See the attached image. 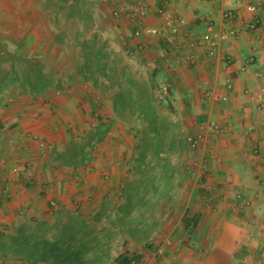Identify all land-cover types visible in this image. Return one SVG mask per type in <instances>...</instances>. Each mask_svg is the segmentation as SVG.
I'll list each match as a JSON object with an SVG mask.
<instances>
[{"label": "crops", "instance_id": "crops-1", "mask_svg": "<svg viewBox=\"0 0 264 264\" xmlns=\"http://www.w3.org/2000/svg\"><path fill=\"white\" fill-rule=\"evenodd\" d=\"M258 1L172 0L174 10L187 20L189 37L205 32L208 22L215 30H225L232 24L240 29L237 37L220 42L213 57H207L204 49L191 46L197 55L196 63L178 65L172 70L167 68L166 61L167 55H173L174 47L166 40H153L146 51L126 55L129 26L118 22L109 12L112 21L107 24L108 29L102 23L99 33L110 30L114 38L103 49L109 53L110 65L114 63L109 95L117 114L108 112L102 140L88 149L90 159L63 163L59 156L66 154L70 143L85 141L83 136L95 131L85 123L88 116L96 114L94 110L99 105L92 100L96 92L93 88L63 91L60 96L76 102L71 100V106L63 104L62 113L54 103L42 106L36 101L21 108L13 104L11 112H0L3 129L7 130L3 135L17 136L11 139V148L5 147L3 140L0 142V237L24 223L35 225L45 220L52 224L54 215L75 213L77 208L96 213L107 200L109 209L115 210L122 203V190L131 182L127 167L118 163L122 156L127 158L125 163L130 161L127 146L133 140L129 131L137 126L135 118L144 106L137 101L141 97L148 99L157 115L174 121L176 129L185 135L198 133L203 124L213 126L205 127L199 148L190 155L195 176L188 186L186 207L178 209L173 204L165 208L160 203L157 211L162 214H153V225L165 227L163 234H131L132 238L122 242V249L112 250L105 264H112L120 252L137 255L135 264H263L264 226H260L264 222V93L259 88L264 84V28L249 31L243 26L253 17L245 6ZM227 9H233L234 23L223 20ZM257 15L264 17V7L257 10ZM146 23L157 25L159 19L150 15ZM184 42L189 44V39ZM68 61L72 64L73 59ZM77 63L83 64L80 60ZM257 71L263 73L262 80L256 77ZM96 77L105 82L103 77ZM165 82L171 84L170 95L167 101L159 102L155 100L154 88ZM84 83L79 85L85 87ZM118 85L127 90L121 91ZM218 92L226 94L225 101L214 97ZM118 97L126 100L123 106L116 101ZM64 114L78 116L80 121L69 125L68 118L63 120ZM115 115L124 119L118 120ZM26 133L52 142L49 157L39 156L35 142L24 137ZM138 143L141 145L143 140ZM86 163L93 167L82 170L83 177L77 170ZM104 170L110 172L108 180L100 176ZM160 191L157 186L147 197L152 199ZM236 191L252 201L251 209L260 225L257 235L252 232L250 236L248 223L233 206ZM51 200L56 201L55 208L50 206ZM149 209L153 208L142 204L135 210L149 213ZM146 213H142V220L138 219L141 225L150 223L149 218L145 220ZM192 221L197 233H189L186 228ZM152 238L155 244L150 248L147 245ZM157 249L159 252L154 255ZM0 264L27 263L20 256L1 251Z\"/></svg>", "mask_w": 264, "mask_h": 264}, {"label": "rangeland", "instance_id": "rangeland-1", "mask_svg": "<svg viewBox=\"0 0 264 264\" xmlns=\"http://www.w3.org/2000/svg\"><path fill=\"white\" fill-rule=\"evenodd\" d=\"M71 1L72 0H0V78L2 79L4 76H6L7 71L10 72L13 62L16 64V67H19L16 69H24L28 66L26 64L27 60H36L42 62L45 65L46 70L55 71V79L60 77L61 73H63V79H66L63 90L49 88L48 90H46L45 95L42 97H35L28 92L22 91L20 88L14 87V85H9L8 87H5L3 89V92L0 94V112H11L12 109H10V107L13 104L16 107L18 106L19 108H21L28 107L33 104V101H36L42 106H49L51 103H54L57 108H60V112L62 113L61 109L63 107V104L64 106H71V100L76 102V99L66 100V98L60 96L62 95L63 91L68 93V90L70 89H79L80 91L90 89L91 87L94 91H96L94 93L95 97L92 98V100L99 105H97V108L94 110L96 114L93 113L91 116H88V119L85 121V123L91 129H96L98 127L96 125L100 124V126L102 125L101 128L105 133L106 128L104 129L105 126L103 125V123L104 121H107L109 119V116L107 115L108 112L111 111L112 113L114 112V114H117V110H115V108H113V106L110 104V86H96L92 81V78H90L89 76L88 78H83L79 74V66L83 65L84 63L79 56L80 48L77 47V45L80 40H77V37L75 36V30H79L81 32L84 30L85 38L87 40H90L95 33L99 32V30L102 29V23L104 25L103 27L108 29L107 24L112 21L109 13V8L107 6L109 5V1H85L84 8L89 7L90 12L92 13V22L89 21V24L86 25H83V21H78L76 15H74L73 17L69 15L68 6ZM102 9L103 12L101 14L100 12L102 11ZM108 31L109 32L106 31L104 34L99 33L100 38L108 42L109 40L114 42V38L111 36L110 30ZM59 35H61L60 39L62 40L60 42L57 40V37ZM71 58L73 59L72 64H70L68 61ZM78 60H80L83 64H78ZM66 62H68V65H65ZM57 73L59 75H57ZM69 76H72L73 78L71 77L70 79ZM80 79H83V82ZM82 83H84L85 87L79 85ZM155 100L153 101L155 102V104H157V101ZM25 116L27 117L28 115ZM63 116V120L66 121L67 118L69 119V125L72 124L74 120L77 121L80 118L75 115L73 116L72 114H64ZM115 117H117L118 120L119 117L123 118V116L119 115H115ZM135 119L138 120L137 126H133L131 128L132 131H129V135L132 134L130 139L131 141L133 140V142H130V144H128L127 146L129 149L128 153H130L128 157L130 161L128 160V162L125 163V160H127V158L125 156H122V160L118 163L120 167H127L126 170H128V173L131 177L130 181H136L140 178V174L135 169V166L137 165V160H135V158L139 155L141 150L138 141L144 138L147 129V121L143 120V118H141L140 116H136ZM135 119H133V121ZM169 121L171 122L170 124H173L172 126H174V132L176 134H179V139L183 141V145H181V147L174 152L162 154V157L164 156V158L162 159L167 158L171 164L170 166L174 170L173 177L166 182H164V180H161L159 174L162 169L161 166L158 169L156 164H154L155 168L153 170H149L153 172L152 174L149 173L150 181L154 183V187L159 186V189L161 190L158 196H153L152 199L149 198L151 201L148 207L153 209H149V213L144 212L147 214L145 220H147L148 218L150 219V223H146L151 226H148L147 224V226L141 225V220L143 219L142 211L135 210L131 217L133 221H128L125 223L124 232L118 236L119 239H117L120 241H118V244L113 250L122 249L124 245L123 243L127 242L130 239L129 237L131 236L127 233L128 229L135 228L137 231L135 234H133L135 236H144L148 234L146 232H151L149 233L150 235L148 234L149 237H157L158 235H162L163 229H165V227L162 228L161 226H158L156 224L153 225L155 219L154 215L162 214L161 211H157V206L160 203H164L165 208H170V206L174 204V206H179L178 209H180V207L183 209L189 202L190 195L188 194V186L189 183L193 181L192 178H194L195 176L192 174L194 164L191 163L189 159L191 158L190 155L193 154V151L197 150L189 149L188 143H186L187 137L190 135V133H186L185 135V132L178 131L176 129L177 124L175 123L176 125H174V121H172L171 119ZM2 123L3 121L0 119V142L3 140V142L6 143L5 147L11 148V139L17 136L13 137L11 135H3V133H7V130L3 129L4 127L2 126ZM69 127L71 128V126ZM10 133L12 132L10 131ZM86 136H83L84 140H86ZM24 137L35 142L36 149L41 158L49 157L53 147L51 141L42 139L37 136V134L26 133ZM20 141L22 142V140ZM99 141H96L93 147L96 146ZM82 142L83 141H79L78 143ZM93 147L91 149H93ZM0 150H2V147L0 148ZM88 159H90V157ZM81 165L82 167H80V170L77 171L80 172V176L83 175L84 177V172L81 173V171L88 169V167L92 168L93 166L89 163ZM201 167H203V164H201ZM109 175V170H104L100 176L104 180H108L107 178L109 177ZM193 184L195 186V183ZM151 190L155 191L152 189V187ZM238 194H240L242 198L249 200L250 205L247 209L240 208L239 199L237 198ZM233 200V206L235 207L236 211H238V213L245 218L244 221H246L249 225L248 230L250 236H252V232L256 233L257 235V229L260 225L256 220L258 216H255V213L253 214L252 212L251 207L253 205L251 199L245 197L243 194H241L240 191H236ZM50 202L54 203L53 205L50 204L52 208H55L57 206L55 200H51ZM138 219L141 220L138 221ZM190 223H192L193 225L191 226ZM188 224L189 225L186 228L189 230V233L192 231H195L197 233V227H195L194 222L192 221ZM262 225L264 226L263 221L261 222L260 228L262 227ZM154 239L155 238H152V240L148 243L149 247L154 246L155 243L152 242L154 241ZM116 243L117 242H115V244ZM117 246L120 248H118Z\"/></svg>", "mask_w": 264, "mask_h": 264}, {"label": "trees", "instance_id": "trees-1", "mask_svg": "<svg viewBox=\"0 0 264 264\" xmlns=\"http://www.w3.org/2000/svg\"><path fill=\"white\" fill-rule=\"evenodd\" d=\"M85 1L87 2V0H72L68 6L69 15L71 17L76 15L78 21H83V25L92 22L89 7L84 8ZM107 6L109 8V5ZM75 36L80 40L77 45L80 48V59H84V64L79 66V74L83 78L88 76L92 78L96 86H111L110 81L115 76V68L114 63L113 66L109 63L108 51L104 50L108 46V41L102 40L99 32L90 40L85 38L84 30L82 32L75 30ZM60 38L61 35L57 37L59 42L62 41ZM26 62L28 66L24 69H16L19 67L12 63L10 72L7 71V75L0 78V94L9 85H14L35 97L44 96L49 88L64 89L66 79H63V73L55 79V71L46 70L42 62L36 60ZM95 74L103 77L105 82ZM69 77L71 79L72 76ZM118 86L121 91L126 89L121 85ZM130 90L131 87L128 88V91ZM116 101L121 106L126 102L124 97H118ZM137 101L140 102V106L142 102L144 103L137 116L147 121L146 133L140 145L141 150L135 158L137 160L135 169L140 174V178L131 181L122 190V203L115 210H111L107 206L110 200H107L103 203L102 209L96 213H86L85 210L77 208L75 213H67L65 216L54 215L55 221L52 224L45 220L37 221L35 225L24 223L12 229L11 233H4V236L0 237V252H10L20 256L27 264H105L110 259L112 250L118 244L116 241L118 236L124 232L125 223L131 219L130 215L140 205L144 204L148 207L150 204L151 200L147 194L151 191V187L153 190L157 187H154V183L150 181L149 173L153 172L149 170L155 168L154 164L158 169L161 166L159 177L164 182L170 180L174 170L167 158L162 159L164 158L162 154L174 152L183 145V141L179 139L180 135L173 130V124H170L166 117L157 115L148 99L140 97ZM101 126L98 125L94 132L89 133L82 143H70L66 154L59 156L62 162L88 160V149L92 150L94 143L103 138L104 130ZM136 232L135 228L127 230L131 237ZM136 258L135 254L127 255L125 252H120L113 258L112 264H132L133 261L136 262Z\"/></svg>", "mask_w": 264, "mask_h": 264}, {"label": "built area", "instance_id": "built-area-1", "mask_svg": "<svg viewBox=\"0 0 264 264\" xmlns=\"http://www.w3.org/2000/svg\"><path fill=\"white\" fill-rule=\"evenodd\" d=\"M111 15L114 19L124 22L129 26L130 36L128 45H126L125 54L133 56L137 53L144 52L152 45L153 40H166L173 45V55L168 56L166 66L169 70L178 65H193L196 63L197 55L191 49V46L202 48L205 50L207 57H213L220 42L235 38L239 34V27L232 24L225 30H215L212 22H208L206 31L199 36L189 37L188 23L186 18L171 6L172 0H108ZM226 1V0H215ZM264 7L263 1H258L253 4H247L245 9L252 14V18L246 21L243 26L249 31H255L259 28H264V17L257 15V10ZM150 15H154L159 19L157 25H150L147 19ZM235 14L233 9H227L223 12L224 21H233ZM185 39H189V44H186ZM256 77L263 79V73L257 71ZM231 84L228 82L227 87ZM171 84L168 82L157 85L154 88V95L157 101L165 102L170 95ZM260 92L264 93V84L260 85ZM220 101L226 100V94L218 92L213 94ZM213 126L211 123L200 127L196 134H191L187 137L189 149L197 150L203 138V130ZM44 155V154H43ZM240 208L247 209L250 205L249 200L237 195ZM50 204H54L50 202ZM192 226L193 224L190 223ZM155 250L153 254L158 253ZM132 264H135L133 261Z\"/></svg>", "mask_w": 264, "mask_h": 264}]
</instances>
